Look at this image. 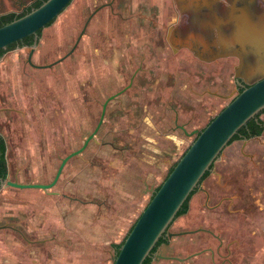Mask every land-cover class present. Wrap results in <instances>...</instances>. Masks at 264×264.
I'll return each mask as SVG.
<instances>
[{"label":"rangeland","instance_id":"374dc122","mask_svg":"<svg viewBox=\"0 0 264 264\" xmlns=\"http://www.w3.org/2000/svg\"><path fill=\"white\" fill-rule=\"evenodd\" d=\"M33 1L0 0V13L20 12ZM99 1L73 0L43 30L34 62L47 64L68 53L83 29L87 13ZM98 14L74 50L52 66L30 64L28 45L12 48L0 57V131L7 141L8 179L52 181L63 158L82 147L97 127L103 102L128 83L141 62L137 52L129 56L135 46H125L123 37L118 36L116 17L110 10L103 9ZM175 19L172 0H168V23ZM152 20L155 23V15ZM167 48L165 60L161 59L160 48L148 54L146 71L140 73L134 86L110 100L96 135L65 163L59 186L22 187L5 183L0 188V225L6 224L0 230L34 231L38 228L34 215H40V200H50L55 208L67 198L74 212L76 206L86 201L104 203L99 211L88 213L89 219L100 220L105 230L99 253L90 264H113L114 243L123 239L150 200L151 193L146 192L151 183L155 189L163 181L194 139L195 131L204 127L238 91L236 58L203 61L187 49L173 51L170 45ZM129 193L135 194L136 214L130 211L133 199ZM203 200L201 193L192 196L187 221L196 220L202 213L201 224L206 227L214 224L222 233L233 228L225 207L215 220ZM47 208L43 207L45 220ZM182 216L174 220L169 231L197 225L182 224ZM252 234L253 242L250 234L245 237L250 254L248 264H264V234ZM12 235L16 238V233ZM75 238L83 246L77 233ZM214 244L209 233L195 232L171 236L158 251L181 256ZM85 253L77 255L80 261L91 257ZM201 262L209 264V256ZM151 264H198V260L194 256L186 262L154 257Z\"/></svg>","mask_w":264,"mask_h":264},{"label":"water","instance_id":"95a60500","mask_svg":"<svg viewBox=\"0 0 264 264\" xmlns=\"http://www.w3.org/2000/svg\"><path fill=\"white\" fill-rule=\"evenodd\" d=\"M72 1L43 0L41 4L22 16L0 25V49L27 35L34 34V41L30 45L28 54L30 64L46 67L61 61L74 50L84 29L72 49L56 61L39 64L34 62L33 55L40 39L38 30L56 19ZM190 1L196 7L190 24L193 30L188 36H180L176 27H170L171 43L174 46L177 45L176 47H189L198 57L206 61L229 55L237 56L239 60L234 67L235 77L242 89L234 94L199 131L158 189H153L154 195L137 217L119 251L112 256L113 264H143L149 255L156 253L152 251L161 237L167 234L173 236L196 231L195 229L169 231V228L194 189L197 188L203 195L207 207H213L209 205L210 193L219 190L220 193L226 194L230 191L225 190L227 186V180L224 177L227 164L226 150L236 140L233 137L239 129L246 125L249 119L257 117L264 110V9L257 10L256 6L253 7L250 3L239 4L238 0H233L230 11L224 12L219 9L218 0ZM211 7H215L212 12L202 11L203 8ZM228 26H231V29ZM93 135L94 133L87 138L82 147L63 158L52 181L19 182L8 179L7 176L1 178V187L5 183L22 187L53 186L59 179L67 160L79 153ZM261 136L262 134L245 137L240 141L245 145L251 139ZM207 171L209 173L205 176ZM216 177L217 181H214ZM231 190L233 192L235 190L236 193L229 196L230 199L237 197L239 199L242 196L239 194L241 190L236 188ZM220 193L218 192V195ZM156 257L184 259L177 255H164L161 252H157Z\"/></svg>","mask_w":264,"mask_h":264},{"label":"flooded vegetation","instance_id":"af4514ba","mask_svg":"<svg viewBox=\"0 0 264 264\" xmlns=\"http://www.w3.org/2000/svg\"><path fill=\"white\" fill-rule=\"evenodd\" d=\"M172 3L176 11V19L170 24L167 20L168 0H100L97 5L87 13L83 26L84 33L87 31V28L89 27L94 17H96V15H99L98 13L100 11H102L103 9H109L110 12L116 17V32L118 36L123 37L125 46L127 45L129 48H131L133 45L135 46V48L130 49L129 56H132L137 52V56L141 58V62L132 72L128 83H126L123 88L119 89L117 93L115 92L114 94L110 95L103 102L102 114L97 127L92 132L94 133V135L91 138L96 135L99 127L104 122L105 113L108 109L110 100L114 99L120 94H123L125 92V89L134 86L135 81L140 73L146 71V58H148V54L152 55L153 53H155V51H158V48H160V53L162 55L161 59L165 60L166 53L168 51L167 47L170 45V48L173 51H178L179 49H187L191 55L201 59L195 54L194 51H192V49L187 46H174L171 43L169 37L170 27H176L175 29L178 31V35L180 36H188L192 32L193 29H191L192 27L190 26V24L191 17L193 16L192 14L196 12L195 4H191L190 0H172ZM238 3H250L253 7L256 6L255 8L257 10L264 9V0H238ZM232 6L233 0H218V7L221 11L229 12ZM214 9L215 7L203 8L202 11L212 12ZM158 14L161 17L160 20L158 18ZM153 15H155V20L157 21H155V23H153L152 20ZM228 28L231 29V26H228ZM138 40H142L143 42L139 43ZM178 42L181 43V40L178 39ZM138 45L140 46V48H138ZM122 49L123 51L126 50V48L123 47ZM229 56L236 58V61L238 63L239 59L237 56ZM201 60L206 61L204 59ZM151 69L152 68H150V70ZM236 85L239 91L241 86L237 83V81ZM201 129H197L195 131V136ZM262 133H264V129ZM255 135L245 136L244 134H241L233 139H243L245 137H252ZM86 146L87 145H85V147ZM250 162L251 161L249 159H245L243 161L241 171H238V174H240L239 177L241 178L240 183L243 186L242 190L239 193L242 196L239 199H230L229 197L233 193H236L235 190L234 192L233 190H230L226 192V194L225 192L220 193V191L218 190V192L220 193L219 195L217 191L212 192L213 194L210 193L209 205L213 207H207L204 203V207L210 209V217L215 220L219 216L220 211L224 210L223 207H225V212L228 213L230 223H232L233 228H231L227 233H222L221 230H218L214 227V224L210 225V227H206L204 224H201V213L200 216H198V218L195 220V223L197 225L192 228L196 231L184 232L179 234L206 232L212 236L213 240H215V244L206 245L189 254L181 255L180 257L184 259H179L180 261L186 262L189 258L194 256L198 260V264H202V259H204V257L208 255L209 264H248V258L250 254L249 250L246 248L247 241H245V237L247 236V234H250V241L253 242L254 235L252 234V232L261 231L264 234V158L260 159L258 169L253 166L250 167ZM236 177L238 176L236 175ZM197 192L199 193L198 189L195 193ZM248 227H252L253 230L249 232V230L247 229ZM192 229H182L179 231ZM167 236L169 242V238L171 236H169V234H167ZM158 250L156 251V253L159 252ZM156 253L152 254L153 258L156 257Z\"/></svg>","mask_w":264,"mask_h":264},{"label":"crops","instance_id":"0c3cea01","mask_svg":"<svg viewBox=\"0 0 264 264\" xmlns=\"http://www.w3.org/2000/svg\"><path fill=\"white\" fill-rule=\"evenodd\" d=\"M51 25L52 23L45 26L43 30H46ZM261 116L264 118V113ZM262 150H264V133H262L260 138H253L245 145H243L240 139H236L228 146L226 150V172L224 174L227 180L225 190H231L233 188L242 190L243 186L240 183L241 178L239 177L240 174H238V171H241L245 159L251 161L249 163L250 167L253 166L258 169L260 159L264 158V151ZM58 180L54 185H57ZM214 181H217V177ZM153 189L154 187L151 183L146 194L148 193L149 195L151 193L152 195ZM129 194L133 199L131 201L132 209L130 211L136 214L137 201L135 194ZM235 199H238V197ZM37 205L39 207L38 214L40 215L38 217L34 215L35 221L38 223V228L34 229V231L17 229L15 231V238L12 235L15 234L14 232H9L7 229L0 230V264H90L92 257L94 258L99 253L98 245L103 241L102 236L105 235V230L102 228V224L99 223L101 221L96 219L90 220L88 213L94 210L95 212L99 211L100 208L105 207V204L103 203L102 205L96 202L86 201L80 207L76 206L75 212L72 209L71 201L68 202L67 198L61 200L55 208L52 207L50 200L48 202L40 200L37 202ZM46 205L48 206V214L45 216V220L43 207ZM123 217L126 219V214ZM130 217L133 218L132 216ZM187 218L188 213L183 214L180 218L181 223L193 222V220L187 221ZM190 219H193V217ZM120 220L122 221V219ZM0 226L3 227L6 224ZM76 233L83 242V246L75 238ZM40 244L46 247L42 249ZM81 251L84 253L86 251L87 253L85 254H91L88 255L91 257L85 259L84 262L80 261L77 255ZM44 257H46L47 262H45L46 259Z\"/></svg>","mask_w":264,"mask_h":264},{"label":"trees","instance_id":"16d2710c","mask_svg":"<svg viewBox=\"0 0 264 264\" xmlns=\"http://www.w3.org/2000/svg\"><path fill=\"white\" fill-rule=\"evenodd\" d=\"M43 0H34L32 3H30L29 5H27L22 11L17 12V11H8V12H4L0 14V25L9 22L11 20H13L14 18L20 17L23 14H25L26 12H28L29 10L33 9L34 7L38 6L39 4L42 3ZM55 19L51 20L47 25H50L51 23L54 22ZM43 28H40L38 30L39 36H41ZM34 41V34H30L25 36L23 39H20L18 41H15L13 43H10L8 46L3 47L0 49V57L3 56V54L5 52H7L8 50L15 48L17 46H24V45H32ZM242 89V87H240V90ZM264 112V110L262 111ZM261 113L258 114L257 117H253L251 119L248 120L246 125H243L237 134H235V137L244 134L245 136H251V135H255V134H261L263 129H264V119L260 116ZM211 120V119H210ZM209 120V121H210ZM208 121V122H209ZM7 141L5 136L2 134V132L0 131V188H1V178H6L8 176V163H7ZM176 163V162H175ZM174 163V164H175ZM174 164L171 166V168L169 169V172L171 171V169L173 168ZM168 172V173H169ZM209 173V171L206 172L205 176ZM167 176V175H166ZM161 183H159L156 187L155 190L158 189V187L160 186ZM154 190V191H155ZM197 191V188L194 189L191 194L188 196V198L185 200V202L183 203L182 207L180 208V210L177 213V217L185 214L186 212H188L189 208H190V201L192 196L195 194V192ZM154 195V192L152 193L151 197ZM175 218V219H176ZM174 219V220H175ZM136 221V220H135ZM134 225V223L131 225L130 229L132 228V226ZM129 229V231H130ZM128 231V232H129ZM127 235V234H126ZM126 237V236H125ZM125 237L118 243H114L115 248H116V253L119 251ZM165 242H168V236L165 235L163 237H161L159 239V241L157 242V244L154 246L153 251H157L159 246ZM153 259L152 255H149L145 261L143 262V264H151Z\"/></svg>","mask_w":264,"mask_h":264}]
</instances>
